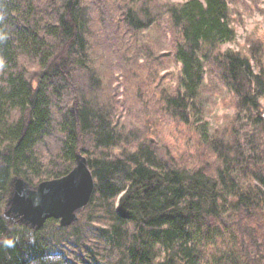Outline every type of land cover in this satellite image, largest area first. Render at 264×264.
<instances>
[{"label": "trees", "instance_id": "1", "mask_svg": "<svg viewBox=\"0 0 264 264\" xmlns=\"http://www.w3.org/2000/svg\"><path fill=\"white\" fill-rule=\"evenodd\" d=\"M250 2L0 0V264H264V35L222 49ZM76 154L77 221L10 225Z\"/></svg>", "mask_w": 264, "mask_h": 264}, {"label": "water", "instance_id": "2", "mask_svg": "<svg viewBox=\"0 0 264 264\" xmlns=\"http://www.w3.org/2000/svg\"><path fill=\"white\" fill-rule=\"evenodd\" d=\"M74 118L78 112L72 109ZM94 189V180L87 160L75 156L73 169L65 176L29 185L21 178L11 182L10 193L3 217L10 225L24 226L36 231L46 221H58L60 227H68L78 219V214L87 208Z\"/></svg>", "mask_w": 264, "mask_h": 264}, {"label": "rangeland", "instance_id": "3", "mask_svg": "<svg viewBox=\"0 0 264 264\" xmlns=\"http://www.w3.org/2000/svg\"><path fill=\"white\" fill-rule=\"evenodd\" d=\"M190 0H171L174 3H185ZM251 0H247L248 3ZM256 1V8L252 15L243 16V21L240 22L236 27V41L234 44H227L222 47L223 50L230 49L234 51L239 50H246L247 45L245 44L246 36L250 33L257 31L259 34L264 35V0H255ZM213 111V110H212ZM232 110H219L217 112L218 117L220 118L223 114L230 116Z\"/></svg>", "mask_w": 264, "mask_h": 264}, {"label": "bare ground", "instance_id": "4", "mask_svg": "<svg viewBox=\"0 0 264 264\" xmlns=\"http://www.w3.org/2000/svg\"><path fill=\"white\" fill-rule=\"evenodd\" d=\"M76 155H77V154H76ZM76 155H75V156H76ZM78 155H80V154H78ZM80 156H82V155H80ZM82 157H84V156H82ZM84 158H85V157H84ZM85 159H86V158H85ZM88 168H89V167H88ZM89 171H90V169H89ZM90 173H91V172H90ZM91 176H92V174H91ZM15 178H17V177H15ZM92 178H93V177H92ZM13 179H14V178H13ZM13 179H12V180H13ZM12 180H11V182H12ZM93 180H94V179H93ZM10 187H11V183H10Z\"/></svg>", "mask_w": 264, "mask_h": 264}]
</instances>
